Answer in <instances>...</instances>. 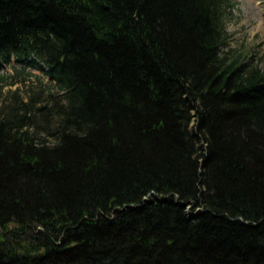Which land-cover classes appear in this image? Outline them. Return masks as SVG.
Returning a JSON list of instances; mask_svg holds the SVG:
<instances>
[{"label": "trees", "instance_id": "1", "mask_svg": "<svg viewBox=\"0 0 264 264\" xmlns=\"http://www.w3.org/2000/svg\"><path fill=\"white\" fill-rule=\"evenodd\" d=\"M227 0H0V264H264V70ZM40 80V77H38Z\"/></svg>", "mask_w": 264, "mask_h": 264}, {"label": "rangeland", "instance_id": "2", "mask_svg": "<svg viewBox=\"0 0 264 264\" xmlns=\"http://www.w3.org/2000/svg\"><path fill=\"white\" fill-rule=\"evenodd\" d=\"M223 20L230 52L249 53L252 63L264 70V0H227ZM43 88H50L49 79L32 64L12 58L10 65L0 66V107L9 101L13 91L26 97Z\"/></svg>", "mask_w": 264, "mask_h": 264}]
</instances>
